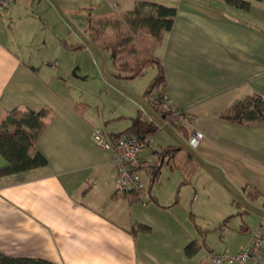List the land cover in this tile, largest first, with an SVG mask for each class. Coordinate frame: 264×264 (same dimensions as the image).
Listing matches in <instances>:
<instances>
[{
  "label": "crops",
  "instance_id": "0c3cea01",
  "mask_svg": "<svg viewBox=\"0 0 264 264\" xmlns=\"http://www.w3.org/2000/svg\"><path fill=\"white\" fill-rule=\"evenodd\" d=\"M139 1L177 8L154 50L158 62L138 72L156 69L144 91L149 101L147 89L163 72L162 87L175 104L198 116L194 127L205 137L194 154L182 141L188 144L191 129L172 125L177 136H158L169 130L159 127L156 115L164 114L126 92L122 80L134 90L137 75L118 71L116 39L105 44L114 30L107 19ZM101 20L104 33L96 39ZM94 47L111 50L114 79L104 77ZM87 64L97 71L87 72ZM111 91L117 98L108 104L103 96ZM254 93L264 95V0H12L0 10V124L17 108L47 110L37 149L48 164L1 178L0 251L55 264H212L208 252L217 245L207 232L225 233L233 221L239 236L218 248L241 250L264 226V124L221 114ZM137 117L159 127L146 137L149 200L147 190L116 191L114 152L92 137L94 128L109 138L128 134ZM168 146L177 151L162 155ZM163 171L172 173L167 193L155 189ZM192 242L201 247L190 253Z\"/></svg>",
  "mask_w": 264,
  "mask_h": 264
},
{
  "label": "trees",
  "instance_id": "16d2710c",
  "mask_svg": "<svg viewBox=\"0 0 264 264\" xmlns=\"http://www.w3.org/2000/svg\"><path fill=\"white\" fill-rule=\"evenodd\" d=\"M233 2L243 4V2H247V0H233ZM176 15V7L151 1H139L132 10L127 11L122 15H117L115 18L107 19L112 25L114 24V26L118 25L127 28L129 35H133V33L143 30V32L148 36L153 37V40L143 43L145 48V58L129 56L125 60H120V62L118 55L119 49H114L115 56L117 55V61H119V63H117L118 71L134 75L144 65L157 63L158 60L154 56V50L157 45L162 43L165 33L173 27ZM95 26V38L98 39L103 36L104 33L102 27L104 26L103 20L96 23ZM114 41L115 38L111 37L106 39L105 44L107 46H114ZM68 47L74 50H79L82 49L84 45L82 43L69 44ZM119 72L117 75H120ZM165 83V75L161 72L157 78L151 82L146 94L150 96L155 87L162 85L165 87ZM47 114L48 111L45 109L36 111L17 108L11 110L6 118L1 122L0 154L5 157L6 163L0 165V180L5 175L30 170L48 164L47 157L37 149V140L46 128L44 118ZM221 117L243 124H264V95L254 93L242 100H239L233 106L227 108L221 114ZM182 129L184 130V133L187 134V128L182 127ZM158 130L159 127L152 121H143L141 117H137L134 119L129 130L124 133H132L146 139L148 135H155ZM119 135L122 134H115L113 135V138ZM147 142L149 143V141ZM175 151H177L175 146H168L165 150H163L162 155H173V152ZM189 151L193 154L195 153L194 151ZM158 173L159 168H156L153 171V174L157 177ZM200 247V244L192 242L188 246V252L193 253ZM0 264L55 263L26 257H13L0 251Z\"/></svg>",
  "mask_w": 264,
  "mask_h": 264
},
{
  "label": "built area",
  "instance_id": "2783aa9c",
  "mask_svg": "<svg viewBox=\"0 0 264 264\" xmlns=\"http://www.w3.org/2000/svg\"><path fill=\"white\" fill-rule=\"evenodd\" d=\"M12 0H0V10L10 7ZM151 105L155 112L164 114L159 120L160 128H170L177 124L191 129L188 144L192 149L199 146L205 134L194 127L198 116L188 109L178 107L171 93L162 86L155 87L151 93ZM160 118V117H159ZM92 137L97 145L111 149L114 152V177L118 193L146 192L147 186L143 181L142 171L150 169L152 154H147L148 142L143 137L132 133L109 138L102 128H94ZM146 197L150 195L146 192ZM264 226L252 230L250 239L244 248L237 252H208V260L215 264H264Z\"/></svg>",
  "mask_w": 264,
  "mask_h": 264
},
{
  "label": "rangeland",
  "instance_id": "374dc122",
  "mask_svg": "<svg viewBox=\"0 0 264 264\" xmlns=\"http://www.w3.org/2000/svg\"><path fill=\"white\" fill-rule=\"evenodd\" d=\"M112 26H113L112 29H114L112 32V35H107V37L109 38L110 36H112V38H115L117 40V44H118L117 46L121 47L119 52H118L119 61L125 60L129 56L145 58V53H144L145 48H144L143 43L153 40L152 36H148L146 33L143 32V30H139V31L133 33V35H129L127 28L122 27V26H118V25L114 26V24ZM121 37H122V39H119ZM127 42H128L127 47H124L125 46L124 44ZM94 48H95L96 54L99 57V65L101 66V70H102L104 77H106L110 80L114 79L113 75H112V71L114 69H113V63H112V52H111V50H108L106 48H103L102 50H99L97 47H94ZM86 68L89 70L87 72L95 73L97 71L96 66L93 64H87ZM155 73H156V69L153 66H151V65L146 66L140 72L136 73L137 76L132 81L133 84L136 85V88L134 90H130L129 88H127L124 85V84H127V81L122 80V85L125 87V90L127 93H129V95L131 94L132 97L137 98V102H141V103H145L146 105H149L150 101L148 100L147 96L146 97L144 96V91L147 88L146 85L148 84L151 77ZM82 78L83 77H80V79H82ZM116 98L117 97L113 91L109 92V94H104V96H103V100H106V102L108 101L109 102L108 104H111V102L113 100H115ZM172 130H174V129H172ZM165 132L173 133V134H176V136H177V133H175L174 131L171 132L170 129L169 130H161L160 134L158 136H161ZM154 141H155V138L152 141L153 144H154ZM182 141L186 144L187 138L184 137ZM163 172H164V175L162 173V176H160L159 180H157L155 189L157 190L158 188L159 189L163 188L166 190V193H167V192H169V187L172 183V178H171L172 173H170V171H168L166 173H165V171H163ZM143 181L145 182L146 186H149L148 181L146 179L143 178ZM148 191H149V188H147V192ZM180 193L181 192H179V194ZM145 197H146V194H145ZM239 198H241V196H239ZM236 222H234V221L232 223L229 222V224L226 227L225 233H224V231H221V230L220 231H212L211 230L210 232H207L210 234L209 238H208V239H210V242L212 244L214 242L217 245L215 247L214 252L219 253V252H223L224 250H227V249H224L226 247V244L228 242L233 241L234 240L233 238H236L237 236H239V233H237V232L233 233L234 232L233 227L236 225ZM254 223H255V221H254ZM254 223L251 224L252 227L254 226ZM231 230H233V231H231ZM153 235H154V237H153L154 240L156 242H158L159 237L162 236L161 235V229L156 227ZM218 246H222V247L224 246V248H223L224 250L221 249V251H220ZM232 253H234V252H232ZM201 254L205 257L204 249L202 250ZM212 264H215V263H212Z\"/></svg>",
  "mask_w": 264,
  "mask_h": 264
},
{
  "label": "water",
  "instance_id": "95a60500",
  "mask_svg": "<svg viewBox=\"0 0 264 264\" xmlns=\"http://www.w3.org/2000/svg\"><path fill=\"white\" fill-rule=\"evenodd\" d=\"M156 117L158 118V120H161V118H159L157 115H156ZM167 129H170V128H167ZM171 130V129H170ZM172 131V130H171ZM186 148H188L189 150H191V151H193V149L189 146V144H183ZM197 155V154H196ZM245 203H247L246 201H245Z\"/></svg>",
  "mask_w": 264,
  "mask_h": 264
}]
</instances>
